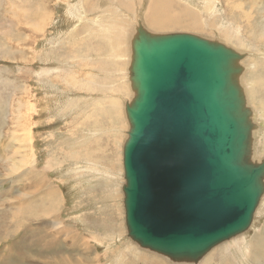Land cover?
<instances>
[{"label": "rangeland", "instance_id": "obj_1", "mask_svg": "<svg viewBox=\"0 0 264 264\" xmlns=\"http://www.w3.org/2000/svg\"><path fill=\"white\" fill-rule=\"evenodd\" d=\"M152 1L0 0V264H181L142 248L125 224V103L139 21L247 53L240 82L255 114L254 154L264 158V81H253L264 78V0H155L196 28L152 25ZM254 250L264 257V196L251 227L200 264H264Z\"/></svg>", "mask_w": 264, "mask_h": 264}, {"label": "water", "instance_id": "obj_2", "mask_svg": "<svg viewBox=\"0 0 264 264\" xmlns=\"http://www.w3.org/2000/svg\"><path fill=\"white\" fill-rule=\"evenodd\" d=\"M246 56L138 22L122 191L127 234L142 248L200 264L251 227L264 196V158L254 154L253 110L240 82Z\"/></svg>", "mask_w": 264, "mask_h": 264}, {"label": "bare ground", "instance_id": "obj_3", "mask_svg": "<svg viewBox=\"0 0 264 264\" xmlns=\"http://www.w3.org/2000/svg\"><path fill=\"white\" fill-rule=\"evenodd\" d=\"M161 1V0H160ZM150 7H151V9L150 10H148V17L146 16V18L148 19V20H150V23L152 24V25H154V26H156V27H161V28H163V27H166V26H168V27H171V26H178V27H184V28H189V27H194V28H196L198 25H195V24H192L193 23V21H189L188 19H183L182 18V16L181 15H173L172 13H171V11H170V9L168 8V7H159L158 5H157V1L155 2V0H153L152 1V3H150ZM173 11V10H172ZM132 18V17H131ZM184 21H188V22H190L191 24H189V23H185ZM252 59V58H251ZM243 61V60H242ZM250 63H252V61L250 62ZM247 65H248V63H247ZM247 65H245L244 67L245 68H247ZM252 66V65H251ZM251 66H249V67H251ZM243 74V73H242ZM255 76H257V73H255ZM243 77H244V75H243ZM253 81H255L256 82V84H258V82H260V84H263L262 83V81H264V78H254L253 77ZM244 92H245V89H244ZM253 117H255V114H254V112H253ZM263 123H264V121H263ZM107 172V171H106ZM45 187H43V189H44ZM48 191L50 192L48 195H46V199H47V202L49 203V204H51L52 206H56L57 204H56V202L54 201V198H53V195L51 194V189H49L48 188ZM22 204V203H21ZM22 206V205H21ZM18 208V207H17ZM22 208L23 207H21V210H22ZM26 210H28V209H26ZM15 212V211H14ZM16 212H18L17 214H13V217L15 218V220L17 219V218H20L18 215L20 214V208H18L17 209V211ZM13 213V212H12ZM22 214V213H21ZM63 214V213H62ZM47 215H51L48 211H47ZM58 216H59V214H58ZM2 217V216H1ZM55 217L57 218V213L55 214ZM3 218V217H2ZM6 219V218H5ZM57 219H59V217L57 218ZM1 223V222H0ZM2 223H3V221H2ZM8 225V224H7ZM3 229V228H2ZM67 229V228H66ZM1 231V230H0ZM64 232H65V230H64ZM38 233V232H37ZM254 237V236H253ZM257 239V243H258V245H259V241L261 240V239H259V238H256ZM47 243V242H46ZM50 244H52L51 242L50 243H48V244H45V245H50ZM54 245H56V244H54ZM254 246H253V248H255L257 245H255V244H253ZM53 246V245H52ZM219 246V245H218ZM88 250V249H87ZM212 255H214V251L209 255L210 256V258L209 257H207V260H210L211 259V257H212ZM162 257V256H161ZM161 257H158L157 258V261H155V262H152L151 260H149V259H146V261L144 262V263H150V264H166L167 263V260H164L163 258H161ZM249 257H251V258H254L255 260H259L260 261V259H261V257L262 258H264L263 257V255H261V254H257L256 252H255V250H254V253L252 252V251H250L249 252ZM8 259V258H7ZM9 259H11V258H9ZM12 260V259H11ZM6 261V260H5ZM141 261V260H140ZM142 261H144L143 259H142ZM13 262V261H12ZM254 264V263H253Z\"/></svg>", "mask_w": 264, "mask_h": 264}, {"label": "crops", "instance_id": "obj_4", "mask_svg": "<svg viewBox=\"0 0 264 264\" xmlns=\"http://www.w3.org/2000/svg\"><path fill=\"white\" fill-rule=\"evenodd\" d=\"M5 233H7V232H5V229H3V230L0 232V238H3ZM38 234H39V233H38ZM16 244H17V241H15V242L13 243L14 247H15ZM52 245H53V246H52ZM43 246H44V245H43ZM46 247H48L49 250H52V249L55 247V245L52 243V244H50V245H46ZM13 250H15V248H14ZM1 256H3V255L0 254V257H1ZM5 260H7L6 257H4V258L2 259V262H3V261L5 262Z\"/></svg>", "mask_w": 264, "mask_h": 264}]
</instances>
